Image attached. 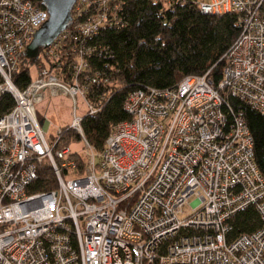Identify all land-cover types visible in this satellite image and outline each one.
Returning <instances> with one entry per match:
<instances>
[{
    "label": "built area",
    "instance_id": "2783aa9c",
    "mask_svg": "<svg viewBox=\"0 0 264 264\" xmlns=\"http://www.w3.org/2000/svg\"><path fill=\"white\" fill-rule=\"evenodd\" d=\"M194 3L236 17L218 84L204 74L130 92L129 118L95 151L81 120L99 107L85 86L106 80L90 75L88 41L119 26L121 0H75L24 87L12 75L48 12L35 0H0V98L13 99L0 115V264H264V178L250 131L224 97L264 115V0ZM57 94L74 104L79 94L86 107L66 127L80 139L69 145L64 126L47 136L36 113ZM46 169L55 187L35 190ZM249 207L259 227L232 235L234 217Z\"/></svg>",
    "mask_w": 264,
    "mask_h": 264
},
{
    "label": "trees",
    "instance_id": "16d2710c",
    "mask_svg": "<svg viewBox=\"0 0 264 264\" xmlns=\"http://www.w3.org/2000/svg\"><path fill=\"white\" fill-rule=\"evenodd\" d=\"M121 3L122 9L117 13L119 26L100 30L88 41L93 50L88 58L90 75L106 80L85 86V98L99 107L81 120L83 135L95 151L102 148L115 124L129 118L122 105L130 92L146 87L166 90L185 76L204 74L217 85L223 56L239 34L234 15L203 13L194 0H121ZM35 57L27 58L26 51L23 53L12 75L16 86L24 87L31 80L30 64ZM62 73H66L64 69ZM65 78L70 79L71 75L67 73ZM224 97L234 112L241 113L250 131L254 162L264 178V115L232 96L224 93ZM12 105V97L3 94L0 115ZM66 127L62 143L78 141V135ZM53 187L52 173L41 170L35 190ZM259 225L254 208H246L234 217L232 235L252 232Z\"/></svg>",
    "mask_w": 264,
    "mask_h": 264
},
{
    "label": "rangeland",
    "instance_id": "374dc122",
    "mask_svg": "<svg viewBox=\"0 0 264 264\" xmlns=\"http://www.w3.org/2000/svg\"><path fill=\"white\" fill-rule=\"evenodd\" d=\"M38 53L39 52L36 48H33L32 52L30 51V54L26 51L27 58H32L31 55H38ZM30 65L31 69H33V65ZM35 108L41 124L43 121L47 122L45 129L47 136L56 132L59 127L71 124L74 115L80 117L86 110L84 101L79 94L75 95V104L72 97L67 94H57L53 96L45 95L43 100H41ZM70 149L72 151H79L81 145L79 143H73L71 144ZM188 212L189 206L186 205L184 207L183 215Z\"/></svg>",
    "mask_w": 264,
    "mask_h": 264
},
{
    "label": "water",
    "instance_id": "95a60500",
    "mask_svg": "<svg viewBox=\"0 0 264 264\" xmlns=\"http://www.w3.org/2000/svg\"><path fill=\"white\" fill-rule=\"evenodd\" d=\"M46 11L48 19L35 32L32 41L27 46L26 51L30 54L33 48L48 45L56 35L67 25L70 20L71 7L75 0H39ZM35 55H31L34 57ZM47 122L43 121L42 128L46 129Z\"/></svg>",
    "mask_w": 264,
    "mask_h": 264
},
{
    "label": "flooded vegetation",
    "instance_id": "af4514ba",
    "mask_svg": "<svg viewBox=\"0 0 264 264\" xmlns=\"http://www.w3.org/2000/svg\"><path fill=\"white\" fill-rule=\"evenodd\" d=\"M43 47H44V46H42V47H39V48H41V49H42ZM39 48H38V49H39ZM41 49H40V50H41Z\"/></svg>",
    "mask_w": 264,
    "mask_h": 264
}]
</instances>
